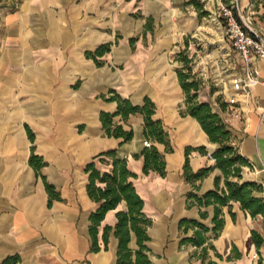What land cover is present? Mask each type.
Masks as SVG:
<instances>
[{"label": "crops", "instance_id": "obj_1", "mask_svg": "<svg viewBox=\"0 0 264 264\" xmlns=\"http://www.w3.org/2000/svg\"><path fill=\"white\" fill-rule=\"evenodd\" d=\"M240 3L243 8L252 5L264 34V0ZM167 9L157 0H0V264L16 255L18 264H117L114 229L107 249L102 235L106 226L115 228L117 213L127 205L122 202L106 214L98 235L102 249L92 252L90 217L100 204L88 195L85 172L95 157L111 151L137 175L133 183L152 220L145 243L151 264L264 262V244L257 248L250 241L252 231L264 238V217H252L240 203L231 202L221 209L225 224L215 235V207L189 201L190 193L202 196L214 190L217 177L220 188L226 180L212 157L218 144L187 114L186 97L170 63L173 40L156 29L162 14L171 17ZM106 43L113 46L99 67L86 52ZM256 66L260 82L249 94L233 100L229 83L222 92L199 90L198 100L209 103L226 123L232 144L250 163L242 169V182L262 185L255 196L264 198V62L256 61ZM111 89L136 106L145 98L155 103L154 119L163 123L172 151L145 137L141 114L126 122L116 119L133 130L132 141L105 135L100 114L115 113L118 107L103 98ZM27 128L35 135L34 144ZM145 141L164 155V177L143 173V159L136 156ZM33 145L46 163L38 175L29 162ZM200 147L206 153L193 151L189 167L194 173L211 171L192 184L184 177L185 151ZM96 166L110 172L112 160H97ZM45 181L60 196L51 206ZM183 220L200 221L211 230L203 246L181 243L194 234V229L180 227ZM129 246L138 249L134 234Z\"/></svg>", "mask_w": 264, "mask_h": 264}, {"label": "trees", "instance_id": "obj_2", "mask_svg": "<svg viewBox=\"0 0 264 264\" xmlns=\"http://www.w3.org/2000/svg\"><path fill=\"white\" fill-rule=\"evenodd\" d=\"M193 3V1L189 2ZM151 19L147 22L149 26ZM135 39H131V44H134ZM113 44L106 43L100 45L94 51L86 52V57L92 59L99 67L104 65L102 58L111 52ZM177 75L181 88L185 94V106L187 114L195 118L201 125L204 132L208 135L210 142L218 144L217 150L212 157L216 161V167L219 168L225 177V188H220V178L215 180V189L208 191L202 196L194 193L189 194L191 204L196 203L200 207H215V215L213 218L214 227L212 229L215 235L224 227L225 220L222 214V207L229 205L231 202L240 203L243 210L248 211L252 217H264V198L256 197V193L263 191L262 185L255 182H242L243 167L250 166L249 161L244 158L235 146L232 144L231 131L218 113L213 111L212 106L207 102H200L199 90L200 83L191 78V74L183 70H177ZM103 98L108 102H116L118 107L115 113L102 112L100 121L102 123L105 135L120 139L121 143H127L134 138L133 130H125L124 127L116 123L118 117L122 121H128L131 115L141 114L144 116V134L148 140L155 143L165 144L167 151H172L168 148V134L165 132L163 123L154 119L156 113V105L150 98H145L141 106L132 104L129 99L121 96L116 90L111 89L107 96ZM29 139L34 144L35 135L27 128ZM193 151L206 153L205 147L197 149L187 148L185 151L186 164L184 168L185 180L189 183H196L203 179L211 171L210 168H202L194 173L189 167V156ZM137 158L143 159V173L148 175L150 172H156L162 177L166 175V161L164 155L154 145L145 147L140 156ZM105 158L112 160V170L110 172H101L96 166V161H104ZM30 165L35 169L37 175L40 170L46 166L44 159L35 154V146H32V154L30 157ZM85 172L88 174L87 192L91 199L97 202L99 208L92 213L90 217V236L92 240V252H99L102 246L99 243V227L104 221L106 214L115 210L122 202L127 205L126 211L117 213L118 222L115 228L106 226L102 235L103 246L105 249L109 245V237L114 229L115 236L119 240L118 260L117 264H151L148 255L149 250L145 243L149 241L148 228L152 224V220L143 212L144 201L137 193L133 179L137 177L127 164V160L116 158V152L111 151L100 154L85 166ZM46 190L49 194V206L53 200H60L59 193L55 191L54 186L45 181ZM201 217H207V213L201 212ZM234 218V214H233ZM180 227H184V231L194 229V234L191 237L183 238L182 244H192L197 247L203 246L207 242L206 234L211 230L196 220H183ZM132 234L135 235L138 249L132 250L130 242ZM251 243L260 248L264 244V238L256 231H252ZM213 248V246H212ZM204 254L207 249L204 248ZM20 257L10 256L1 264H18ZM208 264H216L209 262ZM258 264H264L260 259Z\"/></svg>", "mask_w": 264, "mask_h": 264}, {"label": "rangeland", "instance_id": "obj_3", "mask_svg": "<svg viewBox=\"0 0 264 264\" xmlns=\"http://www.w3.org/2000/svg\"><path fill=\"white\" fill-rule=\"evenodd\" d=\"M157 1L166 4L165 13L171 11L170 18L160 16L156 29L160 36L173 40V68L191 74L200 83V90L206 88L208 94L222 92L239 62L214 4L208 0Z\"/></svg>", "mask_w": 264, "mask_h": 264}, {"label": "built area", "instance_id": "obj_4", "mask_svg": "<svg viewBox=\"0 0 264 264\" xmlns=\"http://www.w3.org/2000/svg\"><path fill=\"white\" fill-rule=\"evenodd\" d=\"M218 12L223 22L227 38L238 54L239 68L230 79L232 99L250 93L253 86L260 82V72L256 61L264 62V34L255 23L256 12L252 5L243 8L240 0H208ZM239 117V113L235 114ZM145 147H151L145 141Z\"/></svg>", "mask_w": 264, "mask_h": 264}]
</instances>
